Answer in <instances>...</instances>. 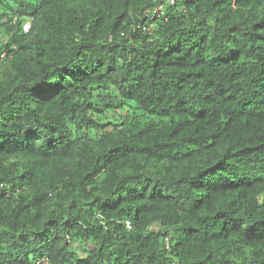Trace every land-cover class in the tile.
Segmentation results:
<instances>
[{
	"label": "trees",
	"instance_id": "trees-1",
	"mask_svg": "<svg viewBox=\"0 0 264 264\" xmlns=\"http://www.w3.org/2000/svg\"><path fill=\"white\" fill-rule=\"evenodd\" d=\"M44 258L264 264V0H0V263Z\"/></svg>",
	"mask_w": 264,
	"mask_h": 264
},
{
	"label": "built area",
	"instance_id": "built-area-1",
	"mask_svg": "<svg viewBox=\"0 0 264 264\" xmlns=\"http://www.w3.org/2000/svg\"><path fill=\"white\" fill-rule=\"evenodd\" d=\"M169 2L172 3L173 0H169ZM160 8H161V6L158 7V9H160ZM0 264H8V263H6V262H2V263H0ZM37 264H49V262H48V260H47L46 258H44V259H42L41 261H38Z\"/></svg>",
	"mask_w": 264,
	"mask_h": 264
}]
</instances>
